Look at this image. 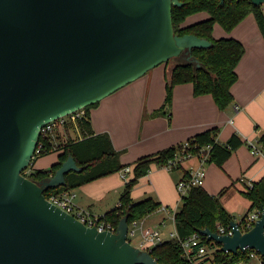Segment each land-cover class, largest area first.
I'll return each mask as SVG.
<instances>
[{
  "label": "water",
  "instance_id": "water-1",
  "mask_svg": "<svg viewBox=\"0 0 264 264\" xmlns=\"http://www.w3.org/2000/svg\"><path fill=\"white\" fill-rule=\"evenodd\" d=\"M182 6L180 0H0V264H159L128 241L127 216L116 233L99 231L47 200L45 192L83 170L73 156L40 183L24 172L46 124L183 54L200 66L192 51L213 44L175 33L173 9ZM231 226L233 236L200 234L224 253L250 246L264 257V210L246 234L235 221Z\"/></svg>",
  "mask_w": 264,
  "mask_h": 264
},
{
  "label": "crops",
  "instance_id": "crops-1",
  "mask_svg": "<svg viewBox=\"0 0 264 264\" xmlns=\"http://www.w3.org/2000/svg\"><path fill=\"white\" fill-rule=\"evenodd\" d=\"M209 18L210 15L206 12L191 15L183 27L198 24ZM213 37L234 38L241 41L246 48V53L236 69L239 79L232 87L235 103L227 110L220 111L211 95L195 96L193 84H182L174 89L171 118L163 111L158 112L164 106L166 98V70L177 64L172 63L173 61L152 69L103 99L91 110L95 134L110 136L115 150L120 152L123 165L133 164L142 157L184 143L214 127L220 129L219 141L224 144L235 133L239 134L243 141L259 140L264 135V37L255 16L249 15L231 32L216 24ZM186 56L184 54L182 58L186 60ZM235 107H238V110H235ZM231 119L233 124L229 123ZM60 154L61 151H58L57 162L52 160V164L48 166H33V169H51L59 162ZM188 166L189 163L184 164L179 174L164 166L153 165L149 174L142 178L152 185V191L149 193L154 194L153 199L161 206L172 209L177 184ZM132 176L133 171L128 178ZM128 178L123 180L119 172L114 177L109 175L72 190L76 194V205L96 216H104L118 205ZM263 178L264 160L255 158L244 144L233 151L223 166L215 163L207 165L204 188L211 195H217L223 189L230 188L221 199L223 206L225 202L227 208L224 207L228 212L244 215L251 209L252 202L244 197L243 193L250 190V183H258ZM236 189L242 193L241 198L247 203L243 210L239 209V200L234 204L229 201V194L234 193ZM132 198L134 202L145 199L137 200L140 198L133 194ZM178 204L179 202L175 205L177 209ZM157 216L161 217L158 221ZM142 221L145 228L159 230L165 241L169 240V234L176 229L175 224L174 229L168 228V224L172 222L170 215L159 210Z\"/></svg>",
  "mask_w": 264,
  "mask_h": 264
},
{
  "label": "trees",
  "instance_id": "trees-1",
  "mask_svg": "<svg viewBox=\"0 0 264 264\" xmlns=\"http://www.w3.org/2000/svg\"><path fill=\"white\" fill-rule=\"evenodd\" d=\"M180 1L184 3V6L173 9L175 33L179 36L195 34L208 39L213 46L210 49H194L192 51V57L200 62L199 67L194 62L183 60L177 61L173 68L166 70V98L164 106L158 112L163 111L171 118L174 89L182 84H193L195 96L211 95L220 111H225L235 103L232 87L239 79L236 69L246 53V48L241 41L234 38L215 39L213 37L214 26L219 24L225 31L231 32L249 15L253 14L264 37V4L256 6L250 1L239 0H225L224 3H221V0ZM200 12L208 13L210 18L198 24L183 27L189 16ZM179 57H184V54ZM170 62L171 60L167 64ZM99 103L84 109L86 116L78 123L82 135L79 139H69L57 149L47 142L42 154L33 159L24 174L34 182L40 183L54 175L69 156L74 157L78 166L83 170L79 173L70 172L66 176L65 186L45 192V197L48 199L53 194L72 191L87 183L119 173L124 168L131 166L134 178L125 185L119 201L121 206L117 205L112 211L102 216L103 221L111 223L116 228H118L121 219L126 216L129 218V223H132L148 217L161 207V204L153 198L148 197L138 202H134L132 198L135 185L149 174L153 165L166 166L170 160L184 151L186 145H189L188 149L194 155H200L202 149L210 146L209 164L215 163L218 166H223L232 156L233 151L245 144L237 133L226 144L221 143L219 141L220 129L214 127L191 137L184 143L142 157L133 164L123 165L120 161V152L115 150L110 136L95 134L93 130L91 110ZM260 140L264 143V135ZM54 151H61L58 163L49 170L33 169L37 159ZM180 168L182 167L178 169ZM184 175H188L186 170ZM229 189L225 188L218 195H211L204 187H193L189 194L183 197L184 204L175 215V228L179 235L186 238L205 229L216 232L217 226L220 224L230 225L235 217L227 211L221 202V197ZM243 195L252 202L249 211L264 206V178L255 183L253 189ZM208 245L217 248L214 258L217 264L238 263L241 259L246 258L243 254H225L221 251V246L216 243H208ZM151 255L159 264H190L189 261L183 259L180 244L175 239H169L154 246L151 249Z\"/></svg>",
  "mask_w": 264,
  "mask_h": 264
},
{
  "label": "built area",
  "instance_id": "built-area-1",
  "mask_svg": "<svg viewBox=\"0 0 264 264\" xmlns=\"http://www.w3.org/2000/svg\"><path fill=\"white\" fill-rule=\"evenodd\" d=\"M85 109V108H84ZM84 109L73 112L65 117H62L58 120L52 121L46 124L40 133L39 143L35 152V157H39L45 149L46 143L49 142L52 145L54 144L55 133L63 132L68 127L78 126V123L81 119L86 116V112ZM235 110H238V107H235ZM230 124H233V120L229 121ZM248 146L251 154L258 159L264 160V143L259 140H249L244 141ZM189 145H186L184 151L179 153L174 159L170 160L166 167L168 170L172 171L174 169L184 168V164L189 163L186 171L188 172L187 176H183V178L177 184V191L183 197L187 196L190 190L193 187H203L206 176H207V165L209 164L210 158V146L202 149L200 155L192 154L189 149ZM133 169L131 166H128L120 171L121 177L123 180H127L128 175L132 173ZM254 184L250 183V190L253 189ZM76 194L73 191H67L63 193L53 194L47 200L51 203L55 204L59 208L68 212L69 214L76 217L79 221H81L84 225L88 227H96L99 231H111L116 233L117 228L114 227L111 223H107L103 221L102 217L96 216L92 214L90 211L86 209H82L76 205L75 202ZM121 206L120 203H118ZM264 206L256 207L255 209L247 212L244 217L240 220L236 218L235 221L242 234H246L254 229L256 223L261 219L263 214ZM159 211L170 215L171 221L175 224V215L178 211L177 208L171 209L167 206H161ZM219 235H234V228L230 225H218L217 231ZM138 238L139 246L141 250H146L151 252V249L163 243L165 240L162 236V233L159 230L145 228L142 220H137L132 223H129L128 230V241L132 244L131 239ZM169 239H175L179 242L182 257L190 262V264H217L215 263V253L217 248L210 247L205 237H203L200 233H195L189 237L182 238L177 230L171 232L169 234ZM215 244V243H212ZM133 245V244H132ZM231 254V253H225ZM238 254H243L246 256L245 259H241L238 264H240L244 260H250L255 257H262L261 264H264V257L258 253L256 250L252 249L250 246H246L244 251L239 250ZM228 264V263H223ZM234 264V263H229Z\"/></svg>",
  "mask_w": 264,
  "mask_h": 264
},
{
  "label": "rangeland",
  "instance_id": "rangeland-1",
  "mask_svg": "<svg viewBox=\"0 0 264 264\" xmlns=\"http://www.w3.org/2000/svg\"><path fill=\"white\" fill-rule=\"evenodd\" d=\"M183 60L184 59L182 57H179V58L173 59L171 61H173L172 63H174V62H177V61L180 62V61H183ZM78 127L79 126L69 127V129H66L64 131L65 133H63V132H60V133L56 132L55 133L56 134L55 135L56 137L54 139L55 148L56 149L59 148L61 145H63L66 142H68L69 139H71V140L79 139L82 135L80 134V130H79ZM52 160H56V162L58 161V151H54V152H52V153H50V154H48L46 156H43V157L37 159L35 161V163H34V166H37V167L48 166L49 164H52V163H50ZM39 170H42V169H39ZM172 172H176V173H179V174L181 173L180 169H178V170H172ZM111 176L114 177V176H116V174L115 175L112 174ZM133 178H134V175L132 177H129L128 178V181H126V183H128ZM206 178H207V176H206ZM204 185H205V183H204ZM151 189H152V185L149 183L148 180L140 179V181L135 185V187H134V189L132 191V194H133V196L134 195L135 196L137 195V198H140V199H137V200H141L142 198H148L150 196L152 198H155L154 194L149 193V192L152 191ZM226 194H227V192L221 197V199ZM240 194H242V193H239L237 189L234 191V193L231 192L229 194V196H230L229 197V201L234 204L235 201H238L239 200L240 201V203H239V209L240 210H243V208L247 206V203L244 202V200L241 198V195ZM173 198H174V201L171 204L172 209H175V205H177V202H179V204H178V206H179L178 210H180L182 208L184 202H183L181 196L179 195V193L177 192V190H176L175 195L173 196ZM224 206L227 208V204L225 202H224ZM228 209L231 211L230 208H228ZM232 212H233V209H232ZM232 215L237 220H240L242 217H244L245 214L243 215V214H236V213L233 214L232 213ZM160 218H161L160 216H157L156 217L157 221ZM168 228L169 229H174V223H173V221L168 224ZM131 241H132V244L134 246H139V244H138V238H135V239L132 238ZM262 259L263 258L261 256L260 257H255V258H251L250 260H244L240 264H261V260ZM234 264H238V263H234Z\"/></svg>",
  "mask_w": 264,
  "mask_h": 264
}]
</instances>
